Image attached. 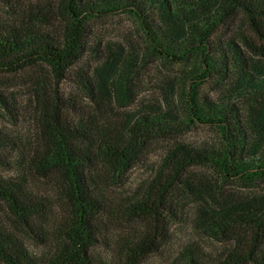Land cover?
Returning a JSON list of instances; mask_svg holds the SVG:
<instances>
[{"label": "trees", "instance_id": "16d2710c", "mask_svg": "<svg viewBox=\"0 0 264 264\" xmlns=\"http://www.w3.org/2000/svg\"><path fill=\"white\" fill-rule=\"evenodd\" d=\"M59 3L61 17L24 15L2 29L0 74L43 62L62 77L84 55L93 23L122 11L134 18L145 46L130 45L129 54L120 47L92 76L78 75L91 107L39 85L34 131L0 130V152H16L19 172L0 177V201L49 249L48 264H110L112 252L128 264L158 252L169 240L171 216L177 217V209L183 212L180 205L191 199L197 202L192 214L201 230L215 239H234L236 248L221 260L185 245L172 264L257 263L255 255L264 253V193L256 191L264 184V0ZM149 56L179 65L180 73L163 88L162 100L119 110L120 103L131 102L135 69ZM211 76L218 85L214 95L202 90ZM0 104L12 108L1 94ZM197 123L212 128L214 136L203 142L176 138L184 124ZM163 139L169 143L154 174L127 182L130 171ZM29 179L47 181L64 212L51 237L42 227L53 216L49 198L35 194ZM227 181L251 190L227 192L222 184ZM249 231L255 235L248 246ZM104 249L110 253L103 257ZM0 261L37 264L2 224Z\"/></svg>", "mask_w": 264, "mask_h": 264}, {"label": "rangeland", "instance_id": "374dc122", "mask_svg": "<svg viewBox=\"0 0 264 264\" xmlns=\"http://www.w3.org/2000/svg\"><path fill=\"white\" fill-rule=\"evenodd\" d=\"M59 2L60 0H0V32L7 24H14L24 15L47 13L54 15L55 13L61 17L60 12L64 10ZM93 24L92 31L94 34L87 44L84 55L78 62L69 67L62 77L57 78L53 68L43 62L16 72L0 74V94L6 98L12 107L8 111L0 104V130L30 135V130L32 131L36 127L33 121L35 107L33 99L35 91L43 83L52 90L57 88L60 96L68 102L72 103L70 101L72 99L79 107H91L92 101L77 83L78 75L92 76L94 70L105 60V57L108 58V54L116 53L120 47H125L129 54L133 53L130 45L135 44L138 48L145 46V38L136 26L134 18L123 11L110 18L99 19ZM248 54L257 60L262 58L250 52ZM181 68L177 64H167L155 56H149L145 63L135 69L131 102L129 104L120 103L118 109L121 111L133 110L141 101L162 100L163 88L171 83L173 77L178 76ZM217 86L216 76H211L206 80L202 90L214 95ZM213 134V129L208 126L199 123L196 125L184 124L182 132L176 138L185 142H203L210 140L214 136ZM168 143L169 141L166 139L156 142L144 160L130 171L127 182L135 184L137 181L153 175V166L158 162L164 147ZM15 156L16 152L10 149L0 152V177L10 179L19 175L18 168L14 167L16 165ZM192 170L202 172L203 168L194 167ZM47 183L43 179L31 181L29 179L28 185L35 194L49 198V206L53 216L42 224L46 234L42 233L44 236L51 237L61 224L59 221H61L64 212L60 208L52 187ZM222 184L227 192L246 194L251 190L236 182L227 181ZM261 186L263 187L256 189L258 193H264V184ZM122 188L123 186H119L118 192ZM196 204L194 199L185 200L180 205V207L184 206V211L177 209V217L171 216L168 229L169 240L160 251L150 253L128 264H172L180 248L185 245L198 247L207 258L223 260L229 255L232 256V251L236 248V241L234 239H215L203 232L192 214ZM0 224L14 232L24 242L37 264H48L49 249L33 234L30 225L21 222L2 201H0ZM122 229H124V225ZM247 233L249 246L252 244L251 241L255 232L249 231ZM244 249L245 252H248L246 248ZM108 253L110 252L105 249L102 250L103 257ZM110 256V264H127L113 252L110 253ZM255 258L258 262H251L250 264H260V262L264 264V253L258 251ZM0 264L4 263L0 261Z\"/></svg>", "mask_w": 264, "mask_h": 264}]
</instances>
